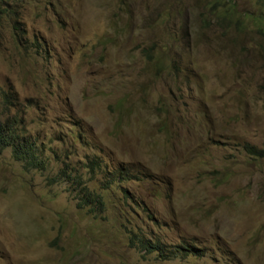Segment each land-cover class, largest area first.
<instances>
[{"label":"rangeland","instance_id":"rangeland-1","mask_svg":"<svg viewBox=\"0 0 264 264\" xmlns=\"http://www.w3.org/2000/svg\"><path fill=\"white\" fill-rule=\"evenodd\" d=\"M232 2L5 7V119L46 167L0 154V264H264V7ZM78 178L103 214L79 209Z\"/></svg>","mask_w":264,"mask_h":264},{"label":"trees","instance_id":"trees-1","mask_svg":"<svg viewBox=\"0 0 264 264\" xmlns=\"http://www.w3.org/2000/svg\"><path fill=\"white\" fill-rule=\"evenodd\" d=\"M15 0H0V23L3 19L4 11L6 6L10 2ZM233 0H225L227 4L234 8ZM259 5L264 7V0H256ZM2 99V108L0 107V154L5 150L11 149L12 155L15 161L23 163L24 167L27 170H44L46 165L41 159L36 144L31 141L29 137L24 134V128L21 120H18L17 117L12 119H5V115L9 112L12 107H15V103L11 100L10 95L2 94L0 96ZM247 151L254 156H263V152L258 151L251 146H246ZM94 163L90 162L89 169L90 173L93 175L96 172L94 169ZM117 180H124L125 178L121 177V174H116ZM72 178H67L66 182L70 183ZM71 187L74 188L75 196L74 198L81 194L82 198L80 202L78 201L77 205L79 209L88 210L91 214H103L105 209V202L100 196L96 193H92L88 190L87 186L82 183L81 178L73 180ZM134 247L139 248L141 251L146 252L148 255L157 254L160 258L168 260L166 257H177L183 255L187 250L181 249L179 251L167 252L160 243H154L147 240H137L134 244ZM195 252L190 253L189 255H199L196 250Z\"/></svg>","mask_w":264,"mask_h":264}]
</instances>
